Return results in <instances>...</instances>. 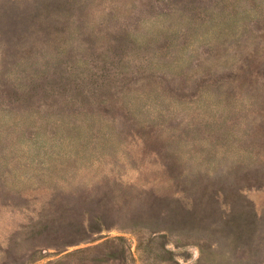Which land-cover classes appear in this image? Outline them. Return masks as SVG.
Masks as SVG:
<instances>
[{
	"label": "rangeland",
	"instance_id": "1",
	"mask_svg": "<svg viewBox=\"0 0 264 264\" xmlns=\"http://www.w3.org/2000/svg\"><path fill=\"white\" fill-rule=\"evenodd\" d=\"M0 264H264V0H0Z\"/></svg>",
	"mask_w": 264,
	"mask_h": 264
}]
</instances>
